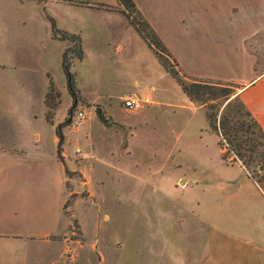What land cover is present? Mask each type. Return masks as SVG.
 <instances>
[{"label": "rangeland", "instance_id": "rangeland-1", "mask_svg": "<svg viewBox=\"0 0 264 264\" xmlns=\"http://www.w3.org/2000/svg\"><path fill=\"white\" fill-rule=\"evenodd\" d=\"M132 1L184 80L237 93L230 81L252 76L244 52L264 45V0ZM132 18L117 0H0V264H264V162L244 166L207 118L233 96L190 101ZM5 63L19 77L46 64L45 93L20 98ZM127 96L152 104L129 112Z\"/></svg>", "mask_w": 264, "mask_h": 264}, {"label": "trees", "instance_id": "trees-1", "mask_svg": "<svg viewBox=\"0 0 264 264\" xmlns=\"http://www.w3.org/2000/svg\"><path fill=\"white\" fill-rule=\"evenodd\" d=\"M122 6V11L129 20L131 26L136 27L132 15L134 14L138 23H142L143 29H137L138 33L142 36L144 41L154 50L155 55L160 63V65L165 69L169 75L176 81L181 91L187 96L190 101H199L203 104L213 101L225 102L233 96L232 100H229L224 106L219 118L218 113L215 108L207 114L208 121L211 125V129L221 137V141L227 142L229 145L235 147V153L239 160H242L244 166L249 167L255 160L262 164L264 162V152H259L255 157L251 156L253 153L256 154L258 147L264 146V131L259 126V124L254 120L253 116L246 108L244 103L239 99V96L234 93L232 85L215 83L212 81H195L188 82L180 77L177 71L169 66L168 58L162 56L165 52L164 47H162L159 39L150 30L148 34L145 33L144 29L149 30L148 24L139 19V13L136 10L135 4L132 0H117ZM70 41L73 43L72 56L76 59H82V50L80 46V38L77 36H70ZM69 50L66 49L62 53V69L67 77L68 88L71 93H74L73 75L69 72ZM54 93V86L51 81H49L47 98L54 97L51 96ZM233 103H237L236 110L231 109ZM242 117L246 120H242L237 124L238 121L234 123V126H230L236 117ZM59 131V128H58ZM239 133L246 134L247 141L243 142L245 145L241 146L239 143ZM60 139L59 144L61 143ZM220 142V147L223 143ZM247 156H245L246 154Z\"/></svg>", "mask_w": 264, "mask_h": 264}, {"label": "crops", "instance_id": "crops-1", "mask_svg": "<svg viewBox=\"0 0 264 264\" xmlns=\"http://www.w3.org/2000/svg\"><path fill=\"white\" fill-rule=\"evenodd\" d=\"M137 6H141L140 9L143 12L142 5L138 3L137 0H135ZM120 15V14H118ZM146 17V16H145ZM264 27V19H263V25ZM127 28V27H126ZM99 30L102 31L101 28ZM105 30V29H104ZM121 34L123 33V29L119 30ZM67 32H73L68 31ZM105 32V31H102ZM117 47H122V44H118ZM258 48V51L257 49ZM263 51H262V50ZM246 57L248 58V62L250 65V69H252V76H250L246 81L244 80H236V81H230L234 84L239 85L237 87V93L240 97V99L243 101L246 108L249 110V112L257 119L259 125H261L262 129L264 130V70L257 72L255 70V63L258 60V57L264 58V45H256L252 49V51L246 50L244 52ZM261 58V59H262ZM5 70H8V76L5 77V83L6 80L8 84L15 83L18 88L21 90L16 92V94H19L20 98H24L29 101V103L35 102L34 98L39 96L42 92L44 94V88L47 85V73L50 74V72L47 69V65L44 64V67L42 69L41 74L37 73H29L27 76H20L16 72L15 66H12L10 64L5 63ZM12 73V74H10ZM255 75V76H254ZM254 76V77H253ZM44 92V93H43ZM9 110V108L5 109ZM34 112L30 109L29 116L33 119ZM16 145V144H14ZM13 146V144H12ZM20 146V145H18ZM17 146V147H18ZM13 148V147H12ZM20 148V147H18ZM23 148V147H21ZM7 150V149H6Z\"/></svg>", "mask_w": 264, "mask_h": 264}, {"label": "built area", "instance_id": "built-area-1", "mask_svg": "<svg viewBox=\"0 0 264 264\" xmlns=\"http://www.w3.org/2000/svg\"><path fill=\"white\" fill-rule=\"evenodd\" d=\"M122 107L129 112H139L144 107L152 104V101L148 96L138 97V96H127L122 99ZM83 113L79 112L71 121V125H76L79 120H82Z\"/></svg>", "mask_w": 264, "mask_h": 264}, {"label": "water", "instance_id": "water-1", "mask_svg": "<svg viewBox=\"0 0 264 264\" xmlns=\"http://www.w3.org/2000/svg\"><path fill=\"white\" fill-rule=\"evenodd\" d=\"M97 115H98V119L100 120V122L106 126V127H109L111 125H113L114 123L112 122H108L107 119L104 117V115L102 114V111L100 108L97 109L96 111Z\"/></svg>", "mask_w": 264, "mask_h": 264}]
</instances>
